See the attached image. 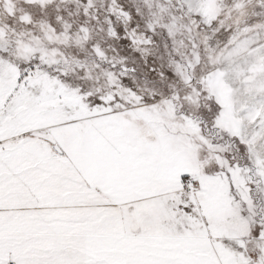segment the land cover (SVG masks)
<instances>
[{
  "label": "snow or ice",
  "instance_id": "snow-or-ice-1",
  "mask_svg": "<svg viewBox=\"0 0 264 264\" xmlns=\"http://www.w3.org/2000/svg\"><path fill=\"white\" fill-rule=\"evenodd\" d=\"M0 264H264V0H0Z\"/></svg>",
  "mask_w": 264,
  "mask_h": 264
}]
</instances>
